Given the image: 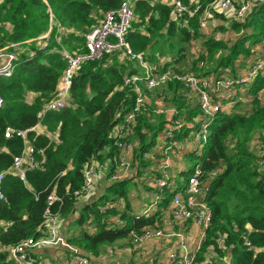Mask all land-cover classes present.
<instances>
[{"label": "trees", "instance_id": "1", "mask_svg": "<svg viewBox=\"0 0 264 264\" xmlns=\"http://www.w3.org/2000/svg\"><path fill=\"white\" fill-rule=\"evenodd\" d=\"M182 1L188 5L192 2ZM213 1L200 0L198 13L180 20L163 2L135 0L136 18L126 35L132 54L143 55L157 63L161 72L167 71L171 64L185 72L177 64L187 62L191 42L201 35L200 13ZM122 2L0 0V47L13 42L26 46L18 57L13 75L0 78L3 99L0 172L8 170L14 157L24 148L21 137L5 136L8 126L26 129L41 122L58 139L31 131V142L36 149H43V153L37 154L41 166L28 170L25 180L7 172L1 181L0 189L5 199H0V245H16L28 238H38L44 232V213L53 188L61 200L51 208L59 212L64 222L69 220L68 241L79 247L91 259V264H109L103 263L107 261L103 256L108 247L116 249L115 245L128 241L132 232L141 234L145 228L161 226V209L150 217L139 215L133 197L135 193L139 197L153 191L149 182L161 176L159 170L151 168L161 154L149 160L144 154L156 148L169 124L182 142L199 128L200 106L185 95L186 88L181 82L171 81L162 87L166 102L177 110L171 122L166 114L157 113L154 106H148L138 116L137 144L131 160L137 176L122 180L107 176L98 183L96 195L83 200L75 193L84 184L87 166L96 161L113 160L118 155L110 135L114 125L134 105L136 92L133 86L125 85V79L142 73L141 62L138 57L131 58L124 47L102 59L83 62L72 77L69 105L59 111L44 112L46 103L57 94L58 84L68 66L61 50L86 51L85 33L103 19L106 11L119 8ZM49 9L54 13V23L48 44L42 49L39 40L26 41L50 29ZM216 15L239 37L232 42L209 35L189 72L223 74V69L230 68L232 74H237L238 61L253 54L250 45L264 39V2L255 6L244 22ZM6 24L12 29L8 30ZM59 27L71 32L60 34ZM156 53L172 55L173 62L161 66ZM200 60L205 62L203 67L199 65ZM263 87L264 74L260 73L247 92L252 96L251 112H242V103L235 104L229 112H219L210 124L206 145L186 155L193 167L179 176L187 177L195 165L201 166L202 179L209 181L204 200L212 211L206 238L193 264H264V153H257L249 145L255 132L264 131V105L258 96ZM30 95L34 97L32 101L28 100ZM116 166L113 161L111 168ZM214 170L218 172L212 177L210 173ZM140 177H143L141 187L137 181ZM104 181L105 187L100 189ZM160 192L159 208L168 207L175 191L166 186ZM109 203L114 206L102 212L99 207ZM73 223L76 227L71 230ZM211 251L214 255L207 261ZM0 264L16 263L3 252Z\"/></svg>", "mask_w": 264, "mask_h": 264}, {"label": "built area", "instance_id": "2", "mask_svg": "<svg viewBox=\"0 0 264 264\" xmlns=\"http://www.w3.org/2000/svg\"><path fill=\"white\" fill-rule=\"evenodd\" d=\"M159 1L168 5L176 18L180 20L196 15L201 7L200 0H192L189 5L182 0H150L152 3ZM262 2L264 0H214L200 13V32L209 33V29L213 24L226 25V21L217 16L216 13L244 22L252 13L254 7ZM49 11L50 29L38 38L27 40V43L39 40L42 49L47 46L52 24L54 23V13L51 9ZM135 18V0H123L119 8L106 11L103 19L85 33L86 51H70L66 48L61 50L63 57L68 62V66L58 84L57 94L46 103L44 112L59 111L69 105L72 77L83 62L102 59L106 54L116 53L124 47L131 54V58L138 57L143 68L142 73L130 75L125 79V85L133 86L136 98L133 107L125 113L111 131L110 136L118 148V155L113 160L108 159L103 163L96 161L87 166L84 184L75 193L80 200L96 195L98 183L107 176L110 179L122 180L136 174L131 167V160L137 144L135 131L138 124V116L148 106L153 107L155 90H159L165 84L177 80L185 86V95L191 97L193 103L199 104L201 109L199 128L192 134L191 138L193 139L187 138L186 142L187 144L192 142L193 149L200 151L208 141L209 127L214 117L219 112L231 111L237 103L239 93H244L243 96L250 97L249 100L251 101L252 96L247 95V92L255 78L260 73L264 74V39L256 45H250L253 54L244 61L243 66L240 63L242 59L238 61L237 74H232L230 68L223 69V74L201 75L189 71L182 72L175 69V64H171L167 71L161 72L157 63L145 59L143 55L132 54L131 48L126 42V35L132 27ZM180 25L182 26L183 23L180 22ZM63 31L65 29L59 27V33ZM21 46V42H13L0 47V78L13 75L18 57L22 52ZM202 51L203 48H201L200 53ZM197 56H199L198 53ZM156 58L161 66L173 62V57L170 54L156 53ZM199 65L203 67L205 65L204 60H200ZM243 68L245 69L241 72ZM258 96L264 105V87L259 91ZM157 97V105L154 106V110L157 113L166 114L171 122L173 116L177 114L176 108L166 102L165 96L158 94ZM2 105L3 99L0 97V107ZM169 125V129L164 131L159 138L156 148L144 154V158L148 160L155 159V154H161L160 159L155 160L151 166L152 169L159 170L161 176L157 175L158 177L156 176L153 181L149 182L154 190L151 191L148 203L137 213L150 217L161 209V226L158 228H145L141 234L132 232L126 242H128L130 247L132 246V250H136L143 256L145 254V248H141L143 244L152 240H167L171 243L167 251L168 264H193L206 238V230L212 216L211 208L204 200V194L208 191L209 181L202 179L204 172L200 165H195L192 173L185 177L183 183H176L175 162L173 159L178 156L180 150L184 151L183 145L186 142L180 141L174 133L172 124ZM42 126L43 124L39 122L34 127L26 129L14 126L6 128L5 136L8 138L12 136L21 137L24 141V148L20 155L14 157L11 167L6 171L0 172V183L7 172L25 180L28 170L41 166L42 162L37 159V154L43 153V149H36L29 138V133L31 131L45 133L52 139L58 140L57 135L54 137L46 126L45 132H40L39 128ZM179 127H181V124H179ZM262 152L264 153V151ZM113 161L117 164L115 169L111 168ZM217 172V170L212 171L210 176H215ZM166 186H170L172 191L175 192L168 207L159 208V200L162 198L160 190ZM0 199H5L1 189ZM60 200L56 188H53L48 195V207L44 213L46 229L38 238H28L16 245H0V253L6 252L16 264H50V261L44 258H31V252L40 248H52L55 250L58 264H91V259L84 255L79 247L68 241L67 235L62 230V220L59 212H54L51 208L52 205ZM113 206V204L109 203L99 208L102 212H105ZM190 223L197 226L198 230V241L195 244H192L193 238L189 228ZM219 243H222L221 239H219ZM113 252L114 248L108 247L107 253L104 254L103 258L107 259L113 256ZM212 254H214L213 251L210 252L207 261H210Z\"/></svg>", "mask_w": 264, "mask_h": 264}, {"label": "rangeland", "instance_id": "3", "mask_svg": "<svg viewBox=\"0 0 264 264\" xmlns=\"http://www.w3.org/2000/svg\"><path fill=\"white\" fill-rule=\"evenodd\" d=\"M6 25H7V29L9 30L10 26L8 24H6ZM221 27L226 28L224 26V24H216V25L213 24L210 27V29H209L210 30L209 33H202L201 32L200 33L201 34L200 37H198L195 40H193L191 42L190 46H189L188 55H187V58H188L187 62L185 61V62H182L180 64H177V67L180 68L181 70L183 69V70L189 71L191 69L190 67L192 66L194 58L197 56V53L199 55L200 51H201V48L204 47L203 43H204L205 39L211 34L219 37L220 39H225L226 41H232V42L235 41L237 39V37H239L237 32L235 30H233V28L228 27L225 30H222ZM69 32L70 31H65V34H68ZM24 48H26V46L22 45L20 49L23 51ZM242 59H243V62H244L247 58L245 57V58H242ZM244 69L245 68H243L241 70V72ZM162 89L163 88L159 89L158 91H159L160 95L164 96L162 94ZM243 92H245V91H243ZM33 98H34L33 95H30L28 97V100L32 101ZM245 98H247V96H245ZM250 103L251 102L249 100H246L244 102V106L242 105L241 108H240V109H242V112H244V113L251 112ZM160 108H161V106H160ZM261 132H255L254 136L252 137V139H251V141L249 143L250 148L252 150L256 151L257 153H260V152L264 151V131H261ZM179 158H180V156H178V157L175 156L174 159H173L174 162L176 163L179 160ZM142 179H143V177H140V179L137 180L139 182L138 183L139 187L142 186V183H141ZM143 190L145 191L144 188H143ZM144 193L140 194V196L138 197L140 200L136 199L137 204L135 206L139 207V205L141 206L142 203H145V205L148 203V201H147L148 199H147V197H145L146 195L144 196ZM135 194H137V193H135ZM61 220H62V223H63L64 221H63L62 218H61ZM64 223L65 224H62V228L64 229V231L67 232L66 227L69 228V220H66ZM75 227H76V225L73 223L71 230L75 229ZM125 245H127V244H125ZM146 247H145V249H144V245L141 247L145 251L144 257L146 259V260L142 259V263L143 264H166V262L163 260V257L159 258V259H157V258L155 259V257H153V256H151L150 258H147L148 255H147L146 251L148 250V248H146ZM125 249H127L125 252L120 251V249H114V252H113L114 254L113 255H115L117 253H120V254H122V256H121V258H118V261H113L110 264H135L134 260L132 259V256H133V253H134V251H133L134 249L132 250V247H130L129 244L125 247ZM159 251L161 252V250H159ZM212 255H214V254H212ZM225 261H227V260L225 259L224 262ZM106 262H108V260L103 262V263H106Z\"/></svg>", "mask_w": 264, "mask_h": 264}, {"label": "crops", "instance_id": "4", "mask_svg": "<svg viewBox=\"0 0 264 264\" xmlns=\"http://www.w3.org/2000/svg\"><path fill=\"white\" fill-rule=\"evenodd\" d=\"M10 26V30L12 29V26ZM226 28H228V24L224 25ZM65 29V28H64ZM65 31H70V30H66ZM65 31H63L62 33L60 34H64ZM71 32V31H70ZM210 32V31H209ZM243 62V59L242 61L240 62L242 65H244V62ZM159 94V93H158ZM158 94L155 93L154 96H153V106H156V101L158 100ZM244 93H239L238 96H237V103H242L244 104V102L246 100H249L250 97H247L245 98V96H243ZM250 101V100H249ZM251 102V101H250ZM236 103V104H237ZM39 131L40 132H45V125H43L42 127L39 128ZM53 134V133H52ZM56 135V134H55ZM54 135V137H55ZM192 135H190L189 138H191ZM188 138V139H189ZM193 138H191L190 140H192ZM184 151L180 150V153L178 154V156H180L179 160L175 163V170H174V173H175V181L176 183H183L185 180V177H180L179 174L183 173L184 171H187L189 168H192L193 167V162L189 161L188 158L186 157V155L193 151V144L192 142L191 143H184ZM177 156V157H178ZM133 176H137L136 174H134ZM132 176V177H133ZM127 178V177H126ZM105 184L106 182L104 181V183H102L100 185V189H103L105 187ZM146 195V196H145ZM144 196L147 197V201H149L150 197H151V192H145L144 193ZM135 199H138L137 197V194L134 195ZM140 204V203H139ZM145 206V203H142V205L140 206L139 205V210H141L144 206ZM189 228L191 230V237L193 238L192 240V244H195L198 240H197V235H198V230H197V226H195L193 223H190L189 224ZM68 229V227H66V230ZM63 232L68 236V232L64 231V229L62 228ZM68 231V230H67ZM128 245V242H124V241H119L116 245H115V248L116 249H120V251H123L125 252L127 249H125V247ZM171 243H169L167 240L163 241L161 239H159L158 241H148L147 243L143 244L144 245V248H148V250L146 251L148 257L147 258H150L151 256L155 257V259H159V258H162L163 257V260L166 262V264H168V259H167V252L168 249H169V245ZM161 250V252L159 251ZM134 253H133V256H132V259L134 260V263L135 264H143L142 263V259L146 260L144 255L142 256L139 252H136V250H133ZM153 254V255H152ZM116 255L117 258L115 257ZM122 254L120 253H117L113 256H110L107 258L108 260V263L110 264V262L112 263L113 261H118V258H121ZM152 257V258H153ZM31 258H44V259H47L50 261V264H58L57 261H56V254H55V250L52 249V248H40V249H37V250H34L33 252H31ZM56 258V259H55Z\"/></svg>", "mask_w": 264, "mask_h": 264}]
</instances>
